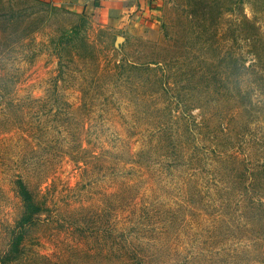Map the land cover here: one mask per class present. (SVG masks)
<instances>
[{
  "label": "rangeland",
  "instance_id": "1",
  "mask_svg": "<svg viewBox=\"0 0 264 264\" xmlns=\"http://www.w3.org/2000/svg\"><path fill=\"white\" fill-rule=\"evenodd\" d=\"M152 4L0 0V264H264V0Z\"/></svg>",
  "mask_w": 264,
  "mask_h": 264
},
{
  "label": "crops",
  "instance_id": "2",
  "mask_svg": "<svg viewBox=\"0 0 264 264\" xmlns=\"http://www.w3.org/2000/svg\"><path fill=\"white\" fill-rule=\"evenodd\" d=\"M51 3L68 6L74 9L93 8L94 12H104L110 20V16L123 17L126 19L140 18L142 14L151 16L155 12L156 5L152 4L153 0H46ZM98 3L95 6V3ZM155 2V0H154Z\"/></svg>",
  "mask_w": 264,
  "mask_h": 264
},
{
  "label": "trees",
  "instance_id": "3",
  "mask_svg": "<svg viewBox=\"0 0 264 264\" xmlns=\"http://www.w3.org/2000/svg\"><path fill=\"white\" fill-rule=\"evenodd\" d=\"M98 3H95V6H97ZM19 188H20V194L23 198V201L25 202V207H26V216L23 217L22 223L23 225L29 223L31 221L30 217L36 215L38 212L41 211V207L39 204L36 203L34 195L31 193V191L27 188L26 184L21 180L19 183ZM23 238L18 237L15 239L12 243V249H18L20 248L19 246L22 243Z\"/></svg>",
  "mask_w": 264,
  "mask_h": 264
}]
</instances>
